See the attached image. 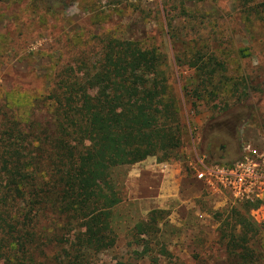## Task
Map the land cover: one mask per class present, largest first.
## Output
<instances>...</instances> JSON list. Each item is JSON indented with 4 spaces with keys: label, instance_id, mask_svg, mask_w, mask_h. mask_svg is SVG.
Wrapping results in <instances>:
<instances>
[{
    "label": "trees",
    "instance_id": "obj_1",
    "mask_svg": "<svg viewBox=\"0 0 264 264\" xmlns=\"http://www.w3.org/2000/svg\"><path fill=\"white\" fill-rule=\"evenodd\" d=\"M235 1L244 28L255 37L257 29L264 32V0ZM37 2L52 16L72 4ZM194 29L187 30L194 32L196 46L176 59L195 71L193 88L186 92L190 100L222 93L247 99L263 71L228 77L225 61L203 52L208 40ZM178 31L169 27L174 42ZM98 44L97 55L82 53L55 66L45 94L22 98L23 114L10 101L12 94L1 97L0 264H100L99 256L116 248L121 220L127 219L121 207L131 206L115 178L118 170L149 158L164 163L181 145L165 56L123 36L106 34ZM239 54L249 57L248 49ZM40 107L50 123L34 120ZM261 204L240 203L219 215L229 264H256L253 246L264 233V221L257 224L250 213ZM157 228L138 222L124 228L132 237L128 245L141 248L135 260L159 264L148 241Z\"/></svg>",
    "mask_w": 264,
    "mask_h": 264
},
{
    "label": "rangeland",
    "instance_id": "obj_2",
    "mask_svg": "<svg viewBox=\"0 0 264 264\" xmlns=\"http://www.w3.org/2000/svg\"><path fill=\"white\" fill-rule=\"evenodd\" d=\"M237 12L235 0H72L52 16L37 0H0V100L12 94L10 101L21 108V114L24 96L47 92L55 66L82 53L97 55L103 35L123 36L165 56L181 145L164 163L149 158V163L118 170L115 178L131 206L121 207V215L128 216L121 220L116 248L101 254L98 263L150 264L148 259L135 260L141 248L129 246L132 237L124 232L138 222L158 226L148 241L159 264H229L218 217L239 204L228 196H212L196 180L195 170L200 163L231 165L241 159L247 145L264 147V32L257 29L256 37L251 35ZM169 24L179 30L175 42L168 35ZM191 27L208 40L203 52L225 61L228 77L262 70L256 91L240 101L225 93L190 100L186 92L193 88L195 71L176 59L196 46L191 42L194 32L187 30ZM243 49H248L249 57L240 56ZM34 120L38 125L51 122L43 107L36 110ZM131 181L138 186L136 196L130 194ZM250 215L261 224L264 207ZM253 248L256 264H264V233Z\"/></svg>",
    "mask_w": 264,
    "mask_h": 264
},
{
    "label": "built area",
    "instance_id": "obj_3",
    "mask_svg": "<svg viewBox=\"0 0 264 264\" xmlns=\"http://www.w3.org/2000/svg\"><path fill=\"white\" fill-rule=\"evenodd\" d=\"M195 178L212 196H228L238 204L259 201L264 207V147L245 146L231 165L200 163Z\"/></svg>",
    "mask_w": 264,
    "mask_h": 264
},
{
    "label": "crops",
    "instance_id": "obj_4",
    "mask_svg": "<svg viewBox=\"0 0 264 264\" xmlns=\"http://www.w3.org/2000/svg\"><path fill=\"white\" fill-rule=\"evenodd\" d=\"M145 162H147V163H149L150 161H148V159L146 160V161H144V162H142V163H140V164H144ZM137 187L138 186H136L135 185V182L134 181H131V184H130V188H131V190H130V194L131 195H138L140 192H139V190L137 189Z\"/></svg>",
    "mask_w": 264,
    "mask_h": 264
}]
</instances>
